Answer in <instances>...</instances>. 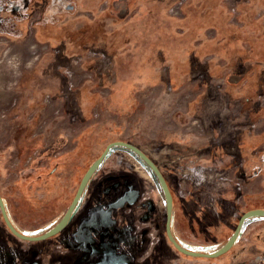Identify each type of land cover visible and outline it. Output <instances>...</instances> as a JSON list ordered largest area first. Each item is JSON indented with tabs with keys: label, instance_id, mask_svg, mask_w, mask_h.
<instances>
[{
	"label": "rangeland",
	"instance_id": "1",
	"mask_svg": "<svg viewBox=\"0 0 264 264\" xmlns=\"http://www.w3.org/2000/svg\"><path fill=\"white\" fill-rule=\"evenodd\" d=\"M64 1L77 6L63 13L49 9L54 25L38 24L44 7ZM119 1L0 0V194L21 201V225L33 229L63 214L78 187L75 177L80 180L86 164L115 140L140 147L166 178L167 172L175 173L172 188L180 198L198 189L201 204L213 214L229 187H235L246 204H264V108L250 109L241 122L251 134L245 130L235 135L233 120L215 121L219 104L212 101L218 98V90L211 87L213 80L226 76L227 93L250 108L258 74L264 71V0L244 1L243 28L233 27L228 20L209 24L207 14L216 2L222 16L228 14L221 0H122L126 10ZM172 8H181L180 14L172 15ZM201 13L205 14L202 20ZM213 28L221 39H214ZM196 54L213 55L209 67L198 63ZM105 59L123 69L120 85L113 88L114 68L105 75L113 80L101 78ZM241 63L243 71L238 70ZM117 118L124 124L114 125L112 120ZM116 131L118 137L113 136ZM74 142L89 153L78 157L84 163L87 158L80 171L75 159L58 163L60 148H70ZM46 150L56 153V158L31 170L37 165L36 155ZM167 158L173 160L169 167ZM120 161L135 163L122 150L107 163ZM201 166L230 172L216 209L202 201L216 176L201 177ZM58 177L66 187L72 179V189L65 195L53 186ZM20 178L27 179L22 188L14 186ZM153 184L145 188L144 197L154 198ZM156 203L145 222L139 254L143 263L235 264L230 258L242 256L231 251L210 259L179 252L166 235V210ZM194 226L177 227V232L183 244L198 250L214 251L200 245L230 236L227 225L212 216L203 223V231L201 224ZM0 240V264H14L26 243ZM78 253L90 254L82 249Z\"/></svg>",
	"mask_w": 264,
	"mask_h": 264
},
{
	"label": "crops",
	"instance_id": "2",
	"mask_svg": "<svg viewBox=\"0 0 264 264\" xmlns=\"http://www.w3.org/2000/svg\"><path fill=\"white\" fill-rule=\"evenodd\" d=\"M244 1L245 0H235V3L238 4L242 11L235 15L232 20H230L229 14L222 16L221 11L217 6V2L213 6L211 5L209 11L211 13L207 14L210 15L211 20L209 24L219 25L220 20L224 22L228 20L233 27H245L246 13L243 12ZM59 5L60 2H57L56 6L53 7L57 9ZM223 6L227 11V5L223 4ZM198 17L202 20V17H205V14H198ZM198 23V25L203 24L201 21H198ZM249 24H251V22ZM213 30L215 34L213 37L215 39L218 37V34L216 33L217 30L215 28H213ZM100 66L103 69V73L101 72V78L108 79V81L110 79L113 80V78L106 77L105 75L113 73L112 69L114 68L116 82L113 83L111 87L113 88L116 85H120L123 69L119 67L120 65H116V61L105 59L101 61ZM238 70H244L243 63L240 64ZM112 123H114V125L124 124L123 121L118 118L112 120ZM99 125L102 126L104 123H100ZM117 132L118 131L113 134L114 137L119 136L117 135ZM80 136L81 134H79V137ZM79 137L78 139L81 140L82 137ZM238 141L239 140L237 139L234 141L235 144L237 142L234 150L238 146ZM61 142H59V145L62 144ZM81 144H84V142H80V145ZM62 148H60L61 152L58 163L63 160L66 162H70L73 159L78 161V157H81L82 155L85 157L84 155L89 154L88 152H85V148L81 147V149L79 145L76 147L75 142L72 143L70 148ZM121 150L128 154L131 157V160L137 165H134L135 163H126L122 161H120L121 163L108 165V158L112 154L120 152ZM170 152L171 149H167V155H169ZM96 158H94L92 162ZM86 160L87 158H85V163ZM139 160L140 159L128 149L122 147H116L113 149L88 183L67 226L61 232L50 238L41 241H28L21 239L13 234L3 223L0 214V239L3 237V239L8 242L22 241L26 243L25 248L19 252L14 264H30L32 261H36L39 264H63L70 260H76L81 264H147L139 259V254L144 246L143 240L147 230L145 222L148 221V218H150L158 207L156 203L157 201H159V204H161L165 210L166 202L163 190L159 183L151 171L148 170L149 168L146 165V167H144L142 165L143 162L140 160L141 163ZM92 162L88 163V165L86 164L84 172ZM172 162L173 160L171 161L167 158L168 167ZM85 163L80 159L77 164V169L79 171L82 170ZM138 164L139 167H142L141 170H139ZM174 175L175 173L171 171L167 172V181L172 190V187L176 186V177ZM80 180L78 177H75L73 183L79 185ZM26 182L27 179L20 178L16 180L14 186L22 188ZM152 183H154L153 189L155 188L154 191H156L154 198H152V196L144 197L145 188ZM72 185V179L71 184L67 187L64 184L63 179L60 178L59 182L56 181L53 183L55 191H58L60 195H65L67 190L72 189ZM9 188H13V186L8 187V189ZM225 194L220 209L216 214H213L215 213L214 211L205 208L201 204V197L198 189H194L188 198H180L174 190L172 229L175 237L180 242L185 241L181 239V236L178 234L177 227L195 228V224H201V230L203 231V223L209 218V216H212L214 219L219 218V220L225 223V225H227V233L231 236L237 226V218L245 209L246 200L244 199L243 203L240 199L241 195L238 194L235 187H229ZM2 196L5 200L13 224L19 231L25 234L38 235L50 230L58 223L66 211L65 210L63 214L44 225L35 226V228L29 229L25 228L26 226L21 225L18 219L21 213L24 215L21 211V201L17 198L12 200L11 197H7L3 194ZM238 207H241V211L237 210ZM18 212L21 213L19 214ZM23 215L21 216L23 217ZM230 236L223 241L212 244H201L200 246L214 247V250H216L221 247ZM262 245H264V217H249L244 221L235 245L230 251L224 254L223 257L229 252L235 251L237 255L242 254V256H238L235 259L230 258L235 264H264V246ZM81 249L90 254L88 256L79 255L78 251ZM80 258H84V261L81 262Z\"/></svg>",
	"mask_w": 264,
	"mask_h": 264
},
{
	"label": "water",
	"instance_id": "3",
	"mask_svg": "<svg viewBox=\"0 0 264 264\" xmlns=\"http://www.w3.org/2000/svg\"><path fill=\"white\" fill-rule=\"evenodd\" d=\"M116 147H122V148H125L131 151L136 157H138L149 168V170L151 171V173L153 174V176L159 183L160 187L163 190V193L165 196V202H166V223H165L166 235L168 239L170 240V242L174 245V247L179 252L185 255L192 256V257L210 258V259L220 257L226 254L228 251H230L231 248L235 245L239 237V234L241 232L243 223L247 218L253 217V216L264 217V208H252V209L247 210L245 213L241 215L234 232L228 238V240L225 243H223L221 247H219L218 249L214 251H209V252L202 251V250L195 249L193 247L186 246L185 244L180 242L173 233L172 218H173V210H174V195L167 181V178L163 174L159 165L137 145L124 141V140H115L106 145V147L100 153V155L91 163V165L84 172L69 206L67 207L65 213L63 214L61 219L58 221V223L53 228H51L50 230L42 234L30 235V234H25L19 231L13 224L9 216L7 206L5 204V200L3 196L0 194V211L10 231L16 236L20 237L21 239L28 240V241H41V240L50 238L52 236H55L56 234L61 232L69 223L72 217V214L75 211L91 178L93 177L95 172L99 169V167L102 165L104 160L109 156V154Z\"/></svg>",
	"mask_w": 264,
	"mask_h": 264
},
{
	"label": "built area",
	"instance_id": "4",
	"mask_svg": "<svg viewBox=\"0 0 264 264\" xmlns=\"http://www.w3.org/2000/svg\"><path fill=\"white\" fill-rule=\"evenodd\" d=\"M180 1L179 3H182ZM224 4L227 5V12L229 14L230 20L234 18L235 15L240 13L242 11L238 4L235 3V0H222ZM182 5V4H181ZM180 5V6H181ZM181 8L179 10L172 8L171 13L172 15H178L180 14ZM211 34H214V30L211 31ZM195 59L198 60V63H201L205 65L206 67H209L210 63L212 62L213 55H206L203 58H201L199 55H195ZM228 78L226 76L219 77L216 82L213 80L211 82V87L216 88L218 90V98L212 102H217L219 104V107H217V117L216 120H223L225 118H228V120H233V125L231 126V130L234 132V134H241V132H246L245 130H248V134H251L250 129L248 128V125L246 127L245 124L241 123L245 118H248V112L250 109H256L260 110L264 108V71L258 74L257 77V83H256V95L251 101L250 108H246L244 103L238 99H234L231 97L227 91L226 88L228 86ZM240 122V124H238ZM223 130L226 129V124H223L221 126ZM230 128V127H229ZM240 131V132H239ZM256 132V131H255ZM247 133V132H246ZM213 134V133H212ZM57 154H49L48 150L42 152V156L40 153V156L36 155L37 157V165L34 166L31 170H37L40 166L49 165L52 158H56ZM51 157V158H50ZM17 163V162H16ZM14 163V165H16ZM20 163V161H19ZM243 164V163H242ZM198 169V168H197ZM21 172L25 173L24 170ZM199 172L201 173L200 176L204 177V173L208 174L209 176L211 173H214L216 178L214 180V183L212 185V189L209 192H206L203 197L202 201L212 207L213 209H216L217 204L221 200V191L226 187L227 183H229V177L230 172L223 171V172H217L213 169L201 166L199 168Z\"/></svg>",
	"mask_w": 264,
	"mask_h": 264
},
{
	"label": "flooded vegetation",
	"instance_id": "5",
	"mask_svg": "<svg viewBox=\"0 0 264 264\" xmlns=\"http://www.w3.org/2000/svg\"><path fill=\"white\" fill-rule=\"evenodd\" d=\"M51 2V1H50ZM76 6H77V4L73 1V2H70V3H68L67 4V2H63L62 4H61V8L59 7V11H61L62 13H63V11H66V10H74L75 8H76ZM119 6H120V8H122V10H126L127 9V7H126V3L124 2V1H119ZM43 8V7H42ZM126 8V9H125ZM49 9H52V11L54 12L55 11V13H56V10H58V9H55V7H53V6H46V7H44L43 8V10H42V12H41V18H40V20H42V18H43V16L45 15V13H47V11L49 10ZM38 10V9H37ZM58 14V13H57ZM56 14V15H57ZM59 31V30H58ZM0 214H1V211H0ZM1 217H2V220H3V223L6 225V223H5V221H4V219H3V216H2V214H1ZM7 226V225H6ZM8 227V226H7ZM10 230V229H9ZM30 264H39V263H37L36 261H32ZM63 264H81L80 262L78 263V261H76V260H70V261H68L67 263H63ZM95 264H101V263H95Z\"/></svg>",
	"mask_w": 264,
	"mask_h": 264
},
{
	"label": "trees",
	"instance_id": "6",
	"mask_svg": "<svg viewBox=\"0 0 264 264\" xmlns=\"http://www.w3.org/2000/svg\"><path fill=\"white\" fill-rule=\"evenodd\" d=\"M59 7L61 8V3H60V5H59ZM59 7L57 8L58 9V11H59ZM49 13H45V15L43 16V18H42V20H40V22H38V24L39 25H41V26H43L44 24L45 25H48L49 24V22H52V25H54V22L56 21H54V19H55V17H52V16H49L48 15ZM50 18V19H49ZM58 21V20H57ZM59 30V29H58ZM172 190V189H171ZM173 191V190H172ZM246 208H245V210H244V212L243 213H245L247 210H249V209H252V208H264V204H258V203H256L255 205L254 204H251V203H247L246 204V206H245ZM242 213V214H243ZM241 214V215H242ZM240 219V218H239ZM238 223V222H237ZM223 256V255H222ZM221 257V256H220ZM211 259H214V258H211Z\"/></svg>",
	"mask_w": 264,
	"mask_h": 264
}]
</instances>
